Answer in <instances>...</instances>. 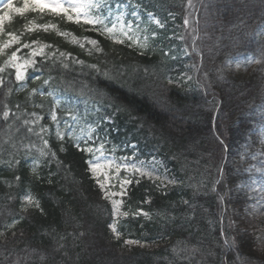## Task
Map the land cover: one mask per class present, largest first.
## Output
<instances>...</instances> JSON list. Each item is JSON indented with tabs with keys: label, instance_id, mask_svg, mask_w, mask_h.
Listing matches in <instances>:
<instances>
[{
	"label": "trees",
	"instance_id": "16d2710c",
	"mask_svg": "<svg viewBox=\"0 0 264 264\" xmlns=\"http://www.w3.org/2000/svg\"><path fill=\"white\" fill-rule=\"evenodd\" d=\"M14 3L22 6V0ZM188 4L189 0H106L103 15L113 18L121 6L137 8L143 15L151 12L164 25L160 32L166 35L167 27L182 25ZM191 5L196 13L193 45L197 51L191 53L196 63L194 81L187 90L168 82L185 71L184 64L191 60L172 59V52L165 55L170 47L164 38L153 40L161 41L160 46L151 45L152 49L141 53L49 16L36 23L52 20L77 38L96 39L102 51L89 55L86 49L91 45L81 49L69 42L71 37L54 32L22 36L24 42L39 39L70 53L71 58L63 61L67 68L51 61L37 63L26 71L23 90H17L14 69L3 74L12 92L6 96L7 88L0 87V112L6 103L21 119L0 120V160L7 161L15 153L13 143L16 148L30 142L39 145L38 138L22 126L24 119H31L28 114L35 112L42 117L40 125L48 127L45 138L62 165L42 162L37 168L40 179H36L32 157H25L24 151L15 153L20 163L14 169L0 163V231L14 217H23L0 237V264H264V249L258 248L256 239L234 230L227 220L229 207L242 203L241 196L230 192L245 177L237 155L254 151L264 123V62L245 77L220 71L226 61L237 57L252 55L264 61V37L258 36L264 27V0H191ZM36 16L13 13L12 21L5 23L6 31L19 34ZM28 51L18 55L27 58ZM6 58L0 56V64ZM45 79L48 84L43 83ZM33 88L38 92L29 95ZM53 111L58 122L51 120ZM89 126L92 140L120 154L137 152L145 159L158 158L176 181L165 189L144 179L130 185L124 207L142 209L149 216L124 219L119 240L108 228L110 204L101 199L88 171L92 154L78 150L67 137L65 151H59L57 128L80 136L81 129ZM87 145H92L90 140ZM80 146H86L84 140ZM16 175L21 177L19 185ZM24 191L39 200L43 212L20 211ZM126 238L140 243L124 245Z\"/></svg>",
	"mask_w": 264,
	"mask_h": 264
},
{
	"label": "snow or ice",
	"instance_id": "6c2138e0",
	"mask_svg": "<svg viewBox=\"0 0 264 264\" xmlns=\"http://www.w3.org/2000/svg\"><path fill=\"white\" fill-rule=\"evenodd\" d=\"M105 5L106 0H22V6H17L14 3V0H0V37H7L6 39H0V56L7 57L3 60L2 64H0V87L7 88L9 81L3 74L6 73L8 69H14L15 81L19 83V88L17 90H23L25 87L23 82L26 79V71L28 69L35 68L37 63L43 64L51 61L53 65L59 63L64 68L68 67L66 63H63V61L71 58L70 53L59 51V49H55L53 45L44 43L39 39L32 40L31 42H24L22 41V36L26 33L31 34L40 31L45 33L54 32L56 35L64 37L65 39L71 37L69 42L79 45L81 49H85L86 45H91V48L86 49L89 55H91L93 51H102L96 39L87 36L77 38L71 32L62 31L56 23L52 22V20L42 24L36 23V19H43L45 16L58 18L63 22L75 24L83 28L84 31H94L98 35L106 37L114 44H127L130 48L135 46L140 49H146L149 47L150 40L155 38L157 33H148L146 29L141 30L138 26L134 28L131 23H125L123 20V13H120L114 18L103 15ZM188 6H192L191 0H189ZM13 13L20 17H24L26 13H35L37 16L27 22L23 32L16 34L12 31H6L5 27L6 21H12ZM133 15H135V13H133ZM148 16L158 27L162 28L164 26L160 20L153 17L151 12L148 13ZM189 23V19L185 17L184 26L187 27ZM84 26L88 27L84 28ZM142 33L145 34H143V38L141 39ZM196 39L197 37L194 35L192 37L193 44H195ZM13 46H16L15 49L9 53L8 50L12 49ZM23 49L29 50L27 58L18 55ZM49 49L52 50L48 51ZM193 51L195 52L197 49L193 47ZM262 56H264V52H262ZM37 57L40 58L39 61L36 59ZM72 59L75 63L83 64V61L75 58ZM262 62L264 61L258 60L255 56L249 55L243 62L237 61L236 67L240 68L248 64H260ZM92 67L95 66L93 65ZM35 79L38 80L40 78L36 77ZM43 83L48 84V80L45 79ZM169 83H172V81L170 80ZM11 92L12 89L7 88L5 95L7 96ZM37 92L38 89L33 88L31 89L29 95L36 94ZM39 94L44 96V93ZM50 94L51 93H49V95ZM37 107L40 106L37 105ZM28 115L31 119H24L22 121V126L27 128L28 133L38 138L39 145L35 142H30L29 144L21 145L20 148H16V145L13 143L11 147L15 149V153L24 151L25 157H32V175L35 176L36 179H40L37 168L42 162L47 164L54 162L58 167L62 165V162L59 160L56 151L51 148L49 140L45 138L49 129L46 126L40 125L39 122L42 117L35 112L29 113ZM10 116L15 117L16 120L21 119V116L16 112H12L8 104L5 103L3 104V111L0 112V120L6 123L10 119ZM71 119L77 120V117L72 116ZM51 120L53 122H58L55 111L51 113ZM36 126H39V131L35 130ZM8 127L11 128L12 125H8ZM17 131H19V129H17ZM81 133L82 135L77 136L70 131L65 132L57 128L55 135L57 140L61 142L59 151H65L63 142L67 137L72 141L73 146L78 150L92 154V159L87 161L89 166L88 171L100 190L101 199L110 204L112 222L108 224V228L113 236L119 240L121 236L117 226L119 218H127L129 215L149 216V213L143 212L142 209H137L135 212L122 210L125 205V198L128 197L129 194V186L132 184L138 185L141 180L147 178L155 184L157 189H162L166 184H174L176 181L174 179H169L166 175L158 174L155 162L146 163L145 161L139 160L129 162L130 158H122L121 162H117L115 159L106 158L103 155V143H101L98 147L87 145V141L92 139V128L89 126L86 131L85 129H81ZM82 140H84L86 145L83 148L80 146ZM4 143H8V141H5ZM2 150L3 149L0 148V151ZM33 150L35 155H33ZM15 153H10V158L7 161L0 160V163H6L10 170L14 169L20 163L19 160L15 159ZM96 153H100L101 155L97 156ZM121 170L126 173L123 178L120 176ZM51 175L52 173H49L50 177ZM157 181L159 183H156ZM15 182L17 185L20 184L21 177L19 175L15 176ZM48 182L51 183V179H49ZM4 183L8 184L9 187L12 186L8 181H4ZM8 199L12 200L13 198L9 197ZM20 200L21 212H28L30 208L39 209L43 212L39 200L34 197L30 191H24ZM257 203L261 204L260 201ZM20 219H23V217H20L19 219L14 217L11 223L5 224L4 231H0V237H4L7 231L15 228ZM12 235L15 236V232H13ZM61 239H63V237H61ZM139 243L140 241L136 240H124V245ZM225 244L228 245L229 242L225 240ZM60 247H63V245Z\"/></svg>",
	"mask_w": 264,
	"mask_h": 264
},
{
	"label": "rangeland",
	"instance_id": "374dc122",
	"mask_svg": "<svg viewBox=\"0 0 264 264\" xmlns=\"http://www.w3.org/2000/svg\"><path fill=\"white\" fill-rule=\"evenodd\" d=\"M194 6L188 8V13L184 16L189 19V25L187 27L184 26V19L182 21V25H174L173 27H167L166 35L161 33L160 31L164 30V26L158 27L156 24L152 22V19L148 16V13L143 15L139 11V9L134 8V11H131L126 6L119 7L116 12H114L113 18L120 13H123V20L125 23H131L134 28L138 26L141 30H147L148 33L155 32L157 36L150 40L149 47L146 49H140L135 47L141 53H145L148 49H152L156 47V45H161V41L157 43H153V40L158 41V38H164V42L169 46V50L165 52V55H169L172 52V59L176 57H180V59L187 60L188 58L191 60L189 64L186 62L184 64L185 71L181 72L179 75L175 76L171 80L172 83H169L171 86L177 87L179 89L187 90L191 88V85L194 81V70L196 59L191 56L193 51V40L192 37L195 35L194 31V23L195 21V12ZM135 13V15H133ZM155 17V16H153ZM158 19L157 17H155ZM143 34L141 35V39L143 38ZM258 36L264 37V27L258 33ZM182 37V38H181ZM119 45V44H117ZM127 45V44H120ZM152 45V46H151ZM196 48V47H195ZM197 49V48H196ZM194 52V51H193ZM187 58V59H186ZM247 57H237L234 59H230L226 61L220 71L225 75H236V76H247L249 75L256 67V63L248 64L246 66H242L240 68L236 67V62H243ZM263 119H264V108H263ZM259 135L257 140V147L253 152L248 153L247 151H243L237 155L236 162L238 161L240 169L242 170V174L245 175L242 182L237 183L235 187H232L230 192L233 196H241V204L238 206L229 207V216H227V220L229 226H232L234 230L238 229L241 233L250 234L256 239V245L260 249H264V123L259 126L258 129ZM91 146L98 147L102 142L97 143L95 140H90ZM107 145L104 144V152L103 155L108 159H115L117 162H121L122 158H130L129 162L145 161L146 163L155 162V167L158 174L166 175L169 179H174L170 174L169 170L165 168L162 164L161 160L158 158L150 157L148 159L140 157L137 152L120 154L116 152L114 149H108ZM97 156H100V153H96ZM92 159V158H91ZM104 162V161H101ZM89 167V166H88ZM126 173L121 170L120 176L123 178ZM151 183L152 181L145 178ZM156 183H159L158 181ZM154 184V183H153ZM173 184H166L162 189H165L167 186H171ZM232 197V196H231ZM119 198V197H117ZM260 201L261 204L257 202ZM122 210L135 212L136 210H126L124 207ZM130 216V215H129ZM128 216V217H129ZM133 216V215H132ZM143 216V215H138ZM145 217V216H143ZM126 218H119L118 220V229L121 222ZM121 237V236H120ZM125 240H134L131 238H126ZM136 245V244H133Z\"/></svg>",
	"mask_w": 264,
	"mask_h": 264
}]
</instances>
